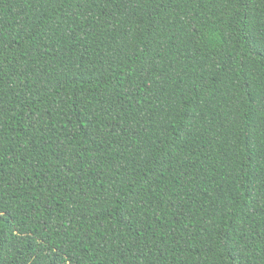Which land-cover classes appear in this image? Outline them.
Returning <instances> with one entry per match:
<instances>
[{
	"label": "trees",
	"instance_id": "trees-1",
	"mask_svg": "<svg viewBox=\"0 0 264 264\" xmlns=\"http://www.w3.org/2000/svg\"><path fill=\"white\" fill-rule=\"evenodd\" d=\"M0 264H264V0H0Z\"/></svg>",
	"mask_w": 264,
	"mask_h": 264
}]
</instances>
